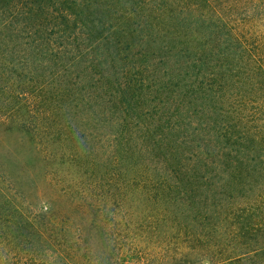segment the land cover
Listing matches in <instances>:
<instances>
[{"label": "trees", "instance_id": "obj_1", "mask_svg": "<svg viewBox=\"0 0 264 264\" xmlns=\"http://www.w3.org/2000/svg\"><path fill=\"white\" fill-rule=\"evenodd\" d=\"M5 93L40 139L32 187L0 171V264H118L75 207L129 199L183 264H264V0H0Z\"/></svg>", "mask_w": 264, "mask_h": 264}, {"label": "rangeland", "instance_id": "obj_2", "mask_svg": "<svg viewBox=\"0 0 264 264\" xmlns=\"http://www.w3.org/2000/svg\"><path fill=\"white\" fill-rule=\"evenodd\" d=\"M12 83V81H8L5 85L12 86ZM0 100L5 102L3 103V110L0 111V171L4 172L5 176L21 177L18 180L22 181L23 187H32L30 186L32 183L30 182L31 178L28 180L23 176L27 172L24 166L29 165L33 155L36 154L34 144L38 142L40 137L35 132H40V129L35 127L34 134L24 129V127H27L28 107L18 99L12 98V94H0ZM51 137L48 136V138ZM53 151H56V149ZM36 179L39 180L38 176ZM94 209L96 207L81 205L75 207L76 211L88 213L91 220V222H88L91 228L86 229L84 235L90 240L98 237L102 239L103 236L106 238L107 231H110L112 237L110 239L111 247L106 249V254L107 257L118 259V264H183L182 259L185 255L183 253L186 250L183 246L184 242L174 239L170 220L160 219L155 221V218H153L149 220L150 222L140 223L142 221L141 217L145 215L144 218H146L149 213L154 211L152 206L147 207L145 203L134 199L123 202L109 201L108 205L104 207L107 222L102 228L97 224H91L94 218ZM100 211L103 210L100 209ZM77 216L76 219H79L80 215ZM98 226L100 228L97 229ZM158 226L160 229L165 230L156 229L155 227ZM262 238L264 241V235ZM128 244H131V248ZM74 256V258H77L76 261L69 264H82L81 258H78V255ZM23 257L25 258V255ZM82 257L84 258V256ZM43 258L38 261L39 264H64V258L60 260L58 257L53 256L44 263L42 262ZM32 259L31 255L25 258L26 262ZM190 259L191 262L188 264H213L220 261L218 258L206 256L202 251L193 253ZM86 264L96 263L86 262Z\"/></svg>", "mask_w": 264, "mask_h": 264}]
</instances>
